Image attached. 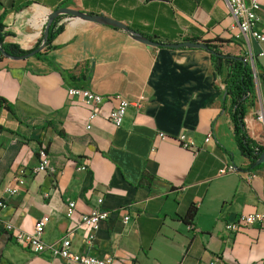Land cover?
Instances as JSON below:
<instances>
[{"label":"crops","instance_id":"crops-1","mask_svg":"<svg viewBox=\"0 0 264 264\" xmlns=\"http://www.w3.org/2000/svg\"><path fill=\"white\" fill-rule=\"evenodd\" d=\"M259 2L264 14V0ZM59 8L100 15L162 42L196 38L221 52H244L239 42L219 41L233 32L224 0H0L10 32L5 41L33 48ZM59 23L54 47L41 50L45 58L0 60V95L12 110L0 108V200L6 203L0 211V264H76L19 246L5 228L10 223L32 232L40 219L46 220L44 241L72 231L73 251L111 256V264H209L214 258V264H264L263 228L225 229L241 213L264 210V162L247 169L249 160L221 106L226 69L215 72L211 53L201 47L154 45L82 16H63ZM54 66L75 79L65 80ZM80 75L79 83L110 98L97 108L69 98L67 87ZM116 96L144 104L140 111L129 106L119 127L108 119ZM248 102L247 133L264 146L263 83ZM180 133L195 150L183 147ZM39 147L47 150L55 173H31ZM227 164L236 170L218 174ZM23 169L24 184L9 194ZM70 200L75 207L67 216ZM96 205L109 216L87 243L79 216ZM122 207H128L127 224ZM190 208L194 215L187 222Z\"/></svg>","mask_w":264,"mask_h":264},{"label":"built area","instance_id":"built-area-1","mask_svg":"<svg viewBox=\"0 0 264 264\" xmlns=\"http://www.w3.org/2000/svg\"><path fill=\"white\" fill-rule=\"evenodd\" d=\"M140 2H146L147 0H138ZM233 22L230 25L231 31H233V40L239 42L244 48V52L241 55L245 62H248L251 66L253 77L257 79L259 73H264V47L257 49L256 45L264 44V14L261 12V4L259 0H224ZM67 95L69 98H76L78 101L91 105L94 108L99 107L104 98L102 95L92 91L86 86H68ZM116 105L108 110V119L117 127L121 126L124 117L127 113L129 106H133L136 111H140L143 108V100H127L126 98L116 96ZM96 111L91 113L94 116ZM257 119L262 120V114L257 115ZM159 138L164 139L165 134L159 133ZM183 147L191 150H195L193 143L185 138L184 133H180L177 136ZM211 135L208 134L205 137V141H209ZM39 160L38 163L31 169V173L44 172L55 173V168L50 164L47 150L39 147L38 149ZM86 165H81L79 169H85ZM236 168L233 164H227L218 170V174H224L227 172H233ZM25 170H21L19 175L15 178L16 186L8 187L6 191L9 194L16 193L17 186L24 184L23 174ZM101 198L97 199V203L100 204ZM6 207V203L0 200V211ZM75 203L68 201L65 205V214L70 216L74 212ZM128 207H122L120 212L122 213V222L127 224L130 218ZM109 216V211L102 209L99 205L93 206L88 212L79 216V225L84 226L88 230V236L86 238L87 243H91L95 237V231L99 228L100 223L105 221ZM46 224L45 219L38 220L33 228L32 232H24L16 230L15 227L7 223L5 228L8 231H13V240L21 247L32 251L33 253L40 254L48 252L53 258H60L76 264H111L112 257L105 256L99 257L90 255L87 253H78L71 248V232L69 231L63 234L58 239L46 242L42 239V233ZM257 225L264 229V210L253 211L250 213H241L237 218L225 223V229L234 233L241 227H249ZM189 229L196 230L193 223H188ZM217 258H214L209 264L217 262Z\"/></svg>","mask_w":264,"mask_h":264},{"label":"trees","instance_id":"trees-1","mask_svg":"<svg viewBox=\"0 0 264 264\" xmlns=\"http://www.w3.org/2000/svg\"><path fill=\"white\" fill-rule=\"evenodd\" d=\"M56 11L57 10H54V18L50 22L47 29H46V24L44 25L41 39L33 48L28 50L22 49L16 43H9L5 41V36L10 34V32L5 29L3 18L0 17V60H2L3 58L21 57L24 55L29 57V54L38 47H40L41 44H44L43 48H45V50L54 47L52 46L51 42L54 39L55 35L62 29V24L59 23V20L63 16H72V14L70 13L57 14ZM109 26L126 31L121 27H117L114 25H109ZM135 32L139 36L149 39L151 41L167 43V44L180 43V42H162L159 41L156 36L145 35L136 30ZM232 38H233V33L231 35V39L229 40L219 39V41L228 42L230 40L232 41L233 40ZM188 40L196 41L197 39L191 38V39H186L185 41ZM200 42H202V44L206 47V49L210 51L211 59L214 62L215 72L222 75L223 70L226 69V72L222 79L223 92L225 97L221 106L223 110L227 109L228 111L229 118L232 124L233 136L237 148L239 149L240 153L249 160L247 169L253 170L259 167L261 163H263L261 162L257 164L256 161L259 158V156L264 152V146L249 136L244 121L246 108L249 104L248 99L254 93L255 90V82H254L251 66L248 62H245L243 59L240 60L239 58H237V55L221 52L218 49V46L211 43V41H200ZM42 49L36 51L32 56H35L37 58H45L43 57L44 52L41 51ZM54 67L59 71V73L65 80L70 81L75 79V77L69 71L62 69L58 66H54ZM258 76L262 79V83L264 84V73L260 72ZM83 79L84 76L82 75L77 77L76 80L78 81V83L73 84V86H83V84L79 83V81ZM0 108H5L12 113L9 101L1 95H0ZM193 215H194V209L190 208L185 216L186 221L188 222V220H190L193 217Z\"/></svg>","mask_w":264,"mask_h":264},{"label":"water","instance_id":"water-1","mask_svg":"<svg viewBox=\"0 0 264 264\" xmlns=\"http://www.w3.org/2000/svg\"><path fill=\"white\" fill-rule=\"evenodd\" d=\"M57 11V14H63V13H70L72 14V16H82L86 19H89V20H92V21H96V22H99V23H103V24H107V25H114V26H117V27H121L123 28L124 30L128 31L129 33L133 34L135 37L145 41V42H148V43H151V44H154V45H160V46H167V47H182V46H190V47H201V48H204L206 49V47L202 44V42L200 41H192V40H188V41H183V42H180L178 44L176 43H170V44H167V43H161V42H156V41H151L149 39H146V38H143L141 36H139L135 30H133L132 28H130L129 26L127 25H124L118 21H114V20H111V19H108V18H105V17H102L100 15H92V14H89V13H85V12H82V11H78V10H70V9H64V8H59V9H56ZM54 18V11L51 13V15L49 16L47 22H46V29L48 28L50 22L52 21V19ZM44 47V44H41L40 47H38L37 49H35L33 52H31L29 54V56H32L36 51L42 49ZM207 50V49H206ZM210 52V51H209ZM219 55V54H218ZM221 55V54H220ZM235 55V54H234ZM27 56H21V57H16L14 59H23V58H26ZM237 58H239L240 60L243 59V57L241 55H237ZM261 162H264V152L259 156V158L257 159L256 163H261Z\"/></svg>","mask_w":264,"mask_h":264},{"label":"rangeland","instance_id":"rangeland-1","mask_svg":"<svg viewBox=\"0 0 264 264\" xmlns=\"http://www.w3.org/2000/svg\"><path fill=\"white\" fill-rule=\"evenodd\" d=\"M224 53L226 52H230V50H228L227 47H225L223 50H222ZM239 53V52H238ZM254 82H255V87L258 88L259 85L262 83V79L260 77H258L257 79H254Z\"/></svg>","mask_w":264,"mask_h":264}]
</instances>
